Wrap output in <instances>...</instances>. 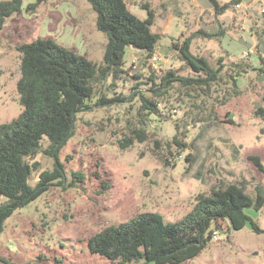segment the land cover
<instances>
[{
	"label": "rangeland",
	"instance_id": "374dc122",
	"mask_svg": "<svg viewBox=\"0 0 264 264\" xmlns=\"http://www.w3.org/2000/svg\"><path fill=\"white\" fill-rule=\"evenodd\" d=\"M29 1L24 0V8ZM218 1L227 4L223 13L208 0H127L142 19L148 17L143 4L153 10L159 61L145 63L135 48L127 47L125 70L94 82L91 109L78 113L75 133L60 152L67 180L6 220L0 264H118L92 252L89 237L145 211L180 220L198 194L229 183L244 185L252 196L258 187L264 192V79L258 70L264 57V0ZM96 17L89 0H46L35 12L24 9L7 18L0 29V124L23 108L17 90L18 46L52 37L101 62L107 36L97 28ZM188 37L195 55L222 68L220 78L207 87L175 83L157 95L150 90L151 75L158 82L169 69L195 75L174 45ZM119 93L124 100L97 104L101 95ZM140 94L158 103V115L144 110ZM137 129L146 131V140L121 146ZM47 146L44 139L40 151L27 158L40 164L30 177L32 185L41 171L53 168ZM251 155L260 156L262 169ZM74 172L84 178L77 180ZM104 180L111 184L105 190ZM246 211L264 229V206ZM213 228L220 240L211 239L181 264H264V232H255L250 222L239 230L229 231L226 221Z\"/></svg>",
	"mask_w": 264,
	"mask_h": 264
},
{
	"label": "trees",
	"instance_id": "16d2710c",
	"mask_svg": "<svg viewBox=\"0 0 264 264\" xmlns=\"http://www.w3.org/2000/svg\"><path fill=\"white\" fill-rule=\"evenodd\" d=\"M46 0H30L24 8V0H0V29L9 16L24 9L35 12ZM240 0H237V2ZM96 12V26L107 36L103 60L96 62L52 37H38L18 46L21 54L20 77L17 90L23 106L20 114L0 124V233L6 220L23 207L47 192L52 185L63 184L66 168L60 152L75 133L78 113L91 109L88 100L95 94L94 82L124 71L127 47H133L142 55L143 62L156 53L160 34L152 29L155 14L148 3V17L140 18L132 12L127 0H89ZM217 13H223L227 4L208 0ZM192 37L181 45L174 43L181 59L195 75L167 70L158 82L151 75V91L160 95L179 83L183 86L207 87L220 78L221 67L214 68L204 56L191 51ZM1 45V38H0ZM258 68L264 79V57ZM135 78H139L134 74ZM235 82L236 78H234ZM144 110L158 115L159 105L145 94H140ZM124 100L122 93L108 98L101 95L97 104ZM263 113L264 110L260 109ZM147 133L137 129L127 136L121 146L129 147L136 140L145 141ZM47 139L45 152L54 159L52 169L40 172L35 185L30 184L32 173L39 169V162L30 163L27 158L36 155ZM250 158L263 168L261 158ZM82 180V172H74ZM74 180L69 183L74 186ZM111 184L104 180L102 188ZM264 206V192L257 188L255 196L246 192L244 185L229 183L212 188L209 194L196 196L193 208L180 220L166 221L159 212H140L127 221L108 225L89 237L92 252L108 257L118 264L139 261L153 264H181L198 255L211 241L212 232L221 221L231 229L244 228L251 223L255 232L264 229L247 213V208L260 210Z\"/></svg>",
	"mask_w": 264,
	"mask_h": 264
},
{
	"label": "built area",
	"instance_id": "2783aa9c",
	"mask_svg": "<svg viewBox=\"0 0 264 264\" xmlns=\"http://www.w3.org/2000/svg\"><path fill=\"white\" fill-rule=\"evenodd\" d=\"M149 60L153 63L156 64V61H159V58L157 57V55L154 53ZM156 66V65H155ZM221 238L220 234L218 233V230H215L212 232V239L215 241H219Z\"/></svg>",
	"mask_w": 264,
	"mask_h": 264
}]
</instances>
